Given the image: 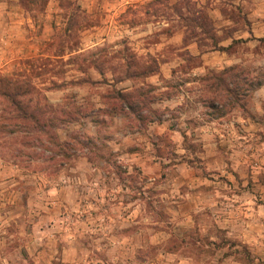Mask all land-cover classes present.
<instances>
[{"label": "rangeland", "instance_id": "374dc122", "mask_svg": "<svg viewBox=\"0 0 264 264\" xmlns=\"http://www.w3.org/2000/svg\"><path fill=\"white\" fill-rule=\"evenodd\" d=\"M1 78L22 110L0 96V264H264V156L207 175L187 138L180 178L168 131L145 124L264 123V0H0ZM131 150L160 161L151 177ZM202 176L213 210L194 204ZM242 190L250 214L224 219Z\"/></svg>", "mask_w": 264, "mask_h": 264}, {"label": "crops", "instance_id": "0c3cea01", "mask_svg": "<svg viewBox=\"0 0 264 264\" xmlns=\"http://www.w3.org/2000/svg\"><path fill=\"white\" fill-rule=\"evenodd\" d=\"M9 5L10 4H8L2 12L3 14H9L10 16L8 15V17H11L12 14H17V12ZM20 15H17L18 18L16 16L15 19L9 20L4 24V26L8 27L7 38L9 40L12 38L10 32H14V29L16 30V27H18L21 22ZM12 41H14V39H12ZM197 69L200 70V68ZM258 90H261L260 92L262 94L264 93L262 86L255 90V94H260L258 93ZM173 100L179 102V97L177 96ZM161 106L171 108L177 105ZM212 106L216 107L217 105H209L210 111L214 108ZM208 115L209 116L205 117H195L192 119L193 122H190V120L186 117L175 120H172L171 117L161 118V120L149 118L146 120L145 124L160 127L163 128V130L168 131L169 140H171L174 145L173 152L178 153L175 157L177 160L175 162H171V165L173 166V170H175V172L177 171V175H179L180 178L182 176V172H186L190 167L187 164V160L184 158V153H182L185 150L182 143L187 138L197 142L199 145V149L195 154L198 160H201L203 163V170L207 175L213 172L214 160L219 158L223 159V157L228 159V165L231 168V170L229 167L227 169L225 168V170L222 169V171L226 174L232 175L234 172L241 176L247 174L251 159L253 157H258L259 155L264 156V123L262 120L259 122L252 120L249 116L243 115L238 110H234L229 117H223L222 112H210ZM256 129L260 131H257V134H254V130ZM256 136L258 139H256ZM129 154L136 158L138 164L141 165V173L143 172L144 174H147L148 178L151 177L149 172L156 167L154 166V163L160 162L153 159L155 155L150 154L148 156V152L140 154V152L131 150L129 151ZM158 157H160V160L162 159V161L166 160V162H169L172 156L169 158V156L163 154ZM224 163L226 164V162ZM209 182L213 181L209 180L205 176H202L199 178L198 183H196V200L194 204L197 208H202L207 206V204H209V207L211 206L210 210L216 208L214 202L210 198H207L209 199L208 202L206 201L207 199H205V197H209V195H211L210 192H212V189L207 187ZM241 185L243 186V183ZM226 197L229 198V200H226L225 202V204L229 205L226 208L229 213L224 219L228 220L229 218V220L232 221L239 219L240 217L241 222H244L245 218L248 214H250L248 196L244 194V190H242L240 194L231 192L230 195ZM212 214H214L213 219L218 221V212H212Z\"/></svg>", "mask_w": 264, "mask_h": 264}, {"label": "trees", "instance_id": "16d2710c", "mask_svg": "<svg viewBox=\"0 0 264 264\" xmlns=\"http://www.w3.org/2000/svg\"><path fill=\"white\" fill-rule=\"evenodd\" d=\"M259 40L262 39L263 37H257ZM212 74V73H211ZM211 77H214L215 79H220V74H213ZM255 79H250V84L255 88L256 86L260 85L262 83V81H260L258 78L256 79V77H254ZM2 78L0 79V85H1V82H2ZM6 83H10L9 79L6 78ZM217 84V83H216ZM3 86V85H2ZM2 86H0V96H4L5 98H7L9 100V103L13 104V106L15 107V109H18V110H22V108L19 107L18 105V102L16 101V99L12 98L10 95V93L8 91H5ZM224 89L226 91H230V89L226 86L224 87ZM231 92H233V90H231ZM235 93V90L234 92L232 93L234 95ZM16 94H18L16 92ZM22 94V92H21ZM121 91H117L116 92V95L122 100V101H125V104L129 106V103H126L127 99L126 97L124 98L122 95H121ZM229 97H232V95H229ZM234 97V96H233ZM210 105H213L212 103ZM214 107V106H212ZM20 108V109H19Z\"/></svg>", "mask_w": 264, "mask_h": 264}]
</instances>
